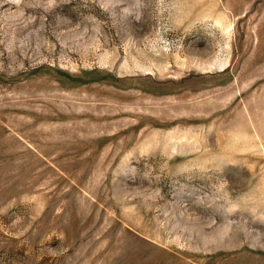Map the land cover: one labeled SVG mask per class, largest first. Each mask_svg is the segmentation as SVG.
<instances>
[{
  "label": "rangeland",
  "instance_id": "374dc122",
  "mask_svg": "<svg viewBox=\"0 0 264 264\" xmlns=\"http://www.w3.org/2000/svg\"><path fill=\"white\" fill-rule=\"evenodd\" d=\"M0 264H264V0H0Z\"/></svg>",
  "mask_w": 264,
  "mask_h": 264
}]
</instances>
